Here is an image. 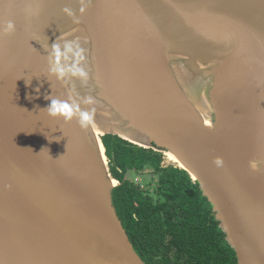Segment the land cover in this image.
<instances>
[{"label":"water","instance_id":"1","mask_svg":"<svg viewBox=\"0 0 264 264\" xmlns=\"http://www.w3.org/2000/svg\"><path fill=\"white\" fill-rule=\"evenodd\" d=\"M83 7L0 0V25H16L0 35V264H145L113 204L107 134L173 153L238 264H264V0ZM57 40L85 49L86 84L50 73ZM49 98L94 108L92 124L49 116Z\"/></svg>","mask_w":264,"mask_h":264},{"label":"trees","instance_id":"2","mask_svg":"<svg viewBox=\"0 0 264 264\" xmlns=\"http://www.w3.org/2000/svg\"><path fill=\"white\" fill-rule=\"evenodd\" d=\"M101 140L111 177L119 182L114 207L145 264H238L211 203L187 171L163 167L161 153L117 135ZM146 169L158 177L149 183L152 191L128 178Z\"/></svg>","mask_w":264,"mask_h":264},{"label":"clouds","instance_id":"3","mask_svg":"<svg viewBox=\"0 0 264 264\" xmlns=\"http://www.w3.org/2000/svg\"><path fill=\"white\" fill-rule=\"evenodd\" d=\"M84 0H81L80 11L83 13ZM64 13L70 17H74L71 8L65 7ZM30 14H32L30 10ZM16 31V25L13 20H8L6 24L0 25V35H12ZM87 57L85 49L81 47L78 40H68L63 43L54 42L52 44L51 59L49 71L52 75L60 80L66 78H78L82 83H87L89 72L83 66L86 64ZM39 91V89H37ZM51 103L44 109L49 116L53 118H63L65 122H70L74 118L77 119L81 128L87 129L93 122L95 109L82 110L78 104H70L67 101L49 98ZM85 104L91 105L94 103L93 97L87 96L84 100ZM62 157V156H61ZM214 163L219 167L222 165V160L217 158Z\"/></svg>","mask_w":264,"mask_h":264},{"label":"rangeland","instance_id":"4","mask_svg":"<svg viewBox=\"0 0 264 264\" xmlns=\"http://www.w3.org/2000/svg\"><path fill=\"white\" fill-rule=\"evenodd\" d=\"M132 144H134V143H132ZM134 145H136L138 147H142V146L137 145V144H134ZM156 151H158V153H161L162 154V158H163L162 165H163V167H178L180 169H183V165H181L180 163H178L177 161H175L172 158V156H171L172 154H169V153H166V151L164 152V151L157 150V149H156ZM105 162L107 163V160L106 159H105ZM109 173H110V170H109ZM152 174H153V172H152L151 169H146L142 174H139V173L137 174L135 172H130L128 174V178H131L138 185H141L142 184L143 188L149 189V187H150L149 183L150 182H153V184L155 185V183L158 180V177H154V176H152ZM153 179H154V181H153ZM117 185H119V182H117ZM149 190L152 191V188H150Z\"/></svg>","mask_w":264,"mask_h":264},{"label":"bare ground","instance_id":"5","mask_svg":"<svg viewBox=\"0 0 264 264\" xmlns=\"http://www.w3.org/2000/svg\"><path fill=\"white\" fill-rule=\"evenodd\" d=\"M208 98H204L203 100H200L198 103L196 101L193 102V104L196 105L197 110L199 112V114L201 115V118L203 119V123L207 126H211V119H210V110L211 108L209 106L205 105V101H207ZM217 98H214V102H216ZM208 107V108H207ZM121 137L124 139H128L126 135L121 134ZM155 150V149H154ZM166 153L172 154V158L177 161L178 163H180L182 165V163L179 161V159L171 152L166 151ZM103 157V156H102ZM106 158L103 157V160L105 161ZM107 160V159H106ZM108 161V160H107ZM183 169H185V167L183 166ZM113 185H117V181H113Z\"/></svg>","mask_w":264,"mask_h":264}]
</instances>
